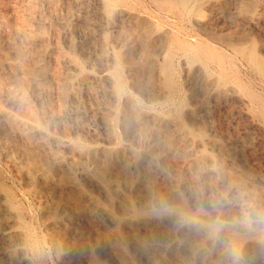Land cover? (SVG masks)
Masks as SVG:
<instances>
[{
    "label": "rangeland",
    "instance_id": "rangeland-1",
    "mask_svg": "<svg viewBox=\"0 0 264 264\" xmlns=\"http://www.w3.org/2000/svg\"><path fill=\"white\" fill-rule=\"evenodd\" d=\"M17 60L23 70L10 67ZM19 99L57 139L49 149L80 179L99 232L113 244L108 212L120 205L126 217L138 211L166 221L171 238L160 240L161 250L141 253L132 236L146 229L126 228L122 249L99 253L103 261L197 264L168 254L182 242L175 224L197 221L216 237L189 233L209 250V264H264V0H0V107L14 112ZM132 112L145 122L124 125ZM6 136L20 142L0 118V201L7 205L0 206V252L11 247L33 264H68L52 238L55 209L26 182L19 155L5 153ZM164 141L179 151L165 165L151 163L153 194L136 195L117 165L109 172L99 163L105 157L83 154ZM66 143L82 152L69 155ZM77 160L102 179L82 177ZM170 187L177 196L160 206L155 196Z\"/></svg>",
    "mask_w": 264,
    "mask_h": 264
},
{
    "label": "bare ground",
    "instance_id": "bare-ground-1",
    "mask_svg": "<svg viewBox=\"0 0 264 264\" xmlns=\"http://www.w3.org/2000/svg\"><path fill=\"white\" fill-rule=\"evenodd\" d=\"M213 4L217 5L216 2ZM10 67L23 70L24 64L17 60L10 64ZM113 84V90L115 92L120 91L121 84L119 82ZM0 118L1 124L11 127L20 137V142L14 141L9 136L4 138L5 153L14 152L19 155L18 166L22 176L28 184L35 187L37 192L45 194L47 206L55 209L53 210L52 223L56 229L53 231L52 238L54 243L64 250V261H67L68 264H108L99 257V253L115 252L118 246L122 249V242L126 239V228L137 230L136 228L143 227L146 229V231L141 232L137 230L132 236L135 241L134 245L143 254L161 250L160 240H164L166 237L171 238V232L166 227V221H162V223L156 219L139 218L140 213L138 211H133L131 217H126L125 212L127 210L120 205L117 214L113 215L108 212L117 229L118 246L113 244L110 237L101 231L99 232L100 223L96 215L97 212L94 211L97 208L95 207L93 210L87 208L86 204L91 199L80 186V179L73 173L71 167L64 163L63 156L49 149L50 142L57 139L45 135L35 112L25 100H18L14 112L0 107ZM124 120L126 123L124 125L135 121L140 126L145 122L144 117L135 112L124 117ZM180 134L184 133L180 132ZM65 151L71 156L78 151L82 152L69 143L65 144ZM161 151L164 153H160ZM178 151L179 148L175 147L172 141H164L146 149H140L126 143L116 148L96 146L83 152V154L90 157H105L99 163L103 169L109 172L112 171L113 164L117 165L118 178L128 185L131 192L137 195L141 192L153 194L151 191L154 180L152 164L162 161L165 165L168 156ZM203 156L204 154L200 153L193 158V161H198ZM73 163L74 166L82 169L81 176L85 179L88 177H95L97 180L102 179L101 171L94 172L87 169L78 160ZM174 196H177V191L174 187H170L165 192L157 194L155 200L160 206H164L166 200ZM0 206L6 207L7 205L4 201H0ZM165 210L168 211L169 209L165 208ZM175 228L181 232L182 242H175L168 247L169 256L180 262L189 263L194 258L197 259V261L194 260L197 264H209V250L202 243L191 238L189 233L197 237H205L209 242H214L215 235L207 233L205 226L197 221L178 222L175 224ZM10 237V235L5 236L8 240ZM225 238H228L227 240L231 244L233 243L230 235H226ZM233 240L236 246L238 239ZM18 252H20L19 249L5 248L4 252H0V264H33L20 257Z\"/></svg>",
    "mask_w": 264,
    "mask_h": 264
}]
</instances>
